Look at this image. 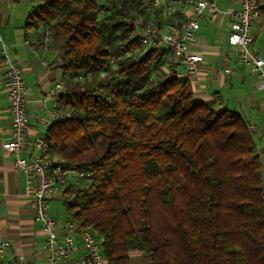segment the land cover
Listing matches in <instances>:
<instances>
[{"label": "trees", "instance_id": "obj_1", "mask_svg": "<svg viewBox=\"0 0 264 264\" xmlns=\"http://www.w3.org/2000/svg\"><path fill=\"white\" fill-rule=\"evenodd\" d=\"M148 1L33 0L26 29L49 38L63 71L48 156L93 173L63 192L65 211L107 264H264L252 131L196 100L170 52L141 45L162 12Z\"/></svg>", "mask_w": 264, "mask_h": 264}, {"label": "crops", "instance_id": "obj_2", "mask_svg": "<svg viewBox=\"0 0 264 264\" xmlns=\"http://www.w3.org/2000/svg\"><path fill=\"white\" fill-rule=\"evenodd\" d=\"M262 3L264 7V1ZM35 5L33 0L0 1V236L9 244L2 264H47L49 259L45 233L25 193V178L15 170L14 157L3 149L11 132L5 66L1 61L4 53L23 71L27 89L30 130L23 153L25 158L41 157L34 145L45 140L48 129L59 117L58 98L53 92L62 81L63 71L54 61L56 49L50 40H44L41 29H26ZM216 6L215 14L206 13L200 21L195 40L189 47L204 60L197 75L188 78L182 67L178 70L190 81L196 100L213 105L217 111H234L249 125L264 169V91L258 73L253 67L239 65L238 51L229 44L230 17L241 10V3L217 0ZM184 18L183 13H176L170 20L181 28ZM159 20L162 26V14ZM252 36L253 50L264 59V9L261 21L252 28ZM164 51L169 52L167 48ZM70 184L78 182L71 180ZM62 200L63 193L53 195L50 200V215L60 224L61 242L68 235L64 223L71 220L62 207ZM83 256L81 245L76 243L71 258L77 260ZM138 256L134 254L133 258Z\"/></svg>", "mask_w": 264, "mask_h": 264}, {"label": "built area", "instance_id": "obj_3", "mask_svg": "<svg viewBox=\"0 0 264 264\" xmlns=\"http://www.w3.org/2000/svg\"><path fill=\"white\" fill-rule=\"evenodd\" d=\"M239 1L241 10L230 17L229 44L238 51L237 63L253 67L258 73L260 87L264 91V59L253 50L252 36L253 26L262 19L263 3L261 0ZM216 2L217 0H149L148 3L152 7L161 9L164 23L162 26L144 27L140 38L141 45L145 49L161 51L167 48L188 78L196 76L204 60L201 55L192 53L189 47L195 40L204 15L217 12ZM176 13L185 15L181 28L170 20ZM48 40L47 37L45 41ZM1 61L5 66V85L11 116L10 137L4 142L3 149L14 157L15 170L25 178V193L35 211L36 221L46 236L45 247L49 253L47 264H107L99 237L89 230L80 229L72 220L64 223L68 235L63 242L59 240L60 224L50 215L51 197L63 193L71 180L89 178L93 173L79 167H67L58 160L51 159L45 141L34 145L40 151L41 157L27 159L23 156L30 130L24 75L21 68L6 53L1 57ZM174 75L177 78L182 77L180 72ZM62 91L63 84L60 82L56 85L53 95L59 99ZM76 243H79L84 251V256L77 260L71 258ZM8 249V242L0 236V264Z\"/></svg>", "mask_w": 264, "mask_h": 264}, {"label": "rangeland", "instance_id": "obj_4", "mask_svg": "<svg viewBox=\"0 0 264 264\" xmlns=\"http://www.w3.org/2000/svg\"><path fill=\"white\" fill-rule=\"evenodd\" d=\"M86 185H87V184H86L85 182H81L79 187H80V188H81V187H85ZM62 201H63V200H62ZM60 207H61V206H60ZM62 207H64V206H63V203H62ZM133 259L136 261L135 264H143V263H140V260H141V259H140V256H138V257H134ZM138 261H139V262H138Z\"/></svg>", "mask_w": 264, "mask_h": 264}]
</instances>
